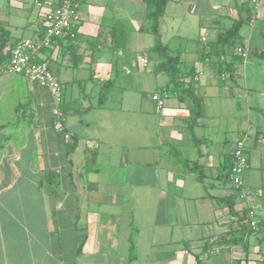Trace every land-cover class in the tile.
Instances as JSON below:
<instances>
[{"label": "crops", "instance_id": "0c3cea01", "mask_svg": "<svg viewBox=\"0 0 264 264\" xmlns=\"http://www.w3.org/2000/svg\"><path fill=\"white\" fill-rule=\"evenodd\" d=\"M57 2L0 0L11 34L2 60L43 32ZM148 13L144 0H79L76 39L41 54L60 90L0 75V264H197L194 253L203 264H264V226L238 223L264 208V0H170L160 36ZM247 16L235 49L215 42ZM187 27L199 39L184 45ZM159 40L202 98L194 125L192 98L167 90ZM239 140L241 188L223 167Z\"/></svg>", "mask_w": 264, "mask_h": 264}, {"label": "built area", "instance_id": "2783aa9c", "mask_svg": "<svg viewBox=\"0 0 264 264\" xmlns=\"http://www.w3.org/2000/svg\"><path fill=\"white\" fill-rule=\"evenodd\" d=\"M258 4V0H253ZM79 0H58L56 6L51 8L44 16V30L36 38H24L17 41L10 49L6 60L0 67V75H21L31 83L50 90L58 91L61 89V81L57 77L51 63L46 58H41L42 51L52 47L54 43L64 41H74L77 37V16ZM242 49L240 48L239 51ZM158 102V108H162L164 100L158 95L152 96ZM58 120L55 122L57 129L63 128L62 118L64 112L55 109ZM65 137L71 138L70 134ZM249 167L244 140L237 141L233 151V159L230 170V180L235 187L243 186L242 175ZM247 224L250 229H259L264 226V208L258 214L255 210L248 213Z\"/></svg>", "mask_w": 264, "mask_h": 264}, {"label": "trees", "instance_id": "16d2710c", "mask_svg": "<svg viewBox=\"0 0 264 264\" xmlns=\"http://www.w3.org/2000/svg\"><path fill=\"white\" fill-rule=\"evenodd\" d=\"M170 0H144L145 3H147L149 7V13L148 17L151 20V30L156 35L160 36V22L161 18L166 12V8L168 5V2ZM250 16L247 17H239L235 19L232 23V25L228 28L222 29L218 32L216 43H219L223 45L224 47L228 49H235L237 41L242 37L241 31L243 26L249 21ZM10 31L6 29L3 24L0 22V51H2L7 42V38L10 36ZM155 49L162 55L166 57V59L170 62V65L166 68L167 73L170 76V83L167 87L168 91L176 92L178 91V88L182 87V93L187 94L192 98V100L195 103V112L194 115L191 118V125H194L200 121V119L204 115V107L202 103V98L199 97L195 93V89L191 84V81H187V77L190 76L189 73H183L180 68V56L179 54L175 56H171L167 54V47L163 45V43L159 40L158 44L155 46ZM10 52V51H9ZM9 54V53H8ZM7 54V55H8ZM233 57H237V54H233ZM264 56V54H263ZM234 60V59H233ZM5 60H2L0 58V67L3 65ZM225 70H228L232 73L233 71V64L232 61L226 64ZM222 73V70L219 68V73ZM106 91L101 93L100 101H102ZM183 96H181L182 98ZM178 158H180L181 161H183L186 164L185 159L179 154L175 153ZM224 170L226 171L225 177L226 179H230V170L231 165H228L226 163L223 164ZM223 200L227 201V205L229 208V212L233 213L234 215L238 216V212L234 209V203L232 196L224 197ZM238 223L241 224V228H247L248 224L245 221V215L239 218ZM207 247L205 248V250ZM130 260L134 259L135 254V248L134 245H131L130 248ZM195 260L197 264H203L202 259L200 258V254L194 253Z\"/></svg>", "mask_w": 264, "mask_h": 264}, {"label": "rangeland", "instance_id": "374dc122", "mask_svg": "<svg viewBox=\"0 0 264 264\" xmlns=\"http://www.w3.org/2000/svg\"><path fill=\"white\" fill-rule=\"evenodd\" d=\"M259 10V9H258ZM257 10V11H258ZM256 13H258V12H256ZM204 25H206V27H207V23L206 22H204L203 23ZM207 29V32L209 33V35H211L212 33H211V29H209L208 27L206 28ZM186 30H188L189 31V33H188V35H189V38H186V39H184V42H183V44L185 45V43H187L188 41H191V38L194 40H198L199 39V36H198V33H191L190 32V28L189 27H187L186 29H185V31ZM196 31H198V30H196ZM191 37V38H190ZM150 55H151V53H150ZM9 76V77H8ZM6 77H8V78H22V76H20V75H16V74H11V75H7ZM198 231L196 230V229H193V236H195V235H197L198 233H197ZM205 232H209V230H205ZM201 234V233H200ZM195 243H197V241L195 240ZM192 247L193 248H195L193 245H192ZM221 247V246H220ZM219 247V248H220ZM195 252H197V249H193ZM217 250H218V248H217ZM193 258H194V256H193ZM204 264H206V263H204ZM210 264H240V262L238 261V260H233V261H224V262H221V261H214L213 260V262H211Z\"/></svg>", "mask_w": 264, "mask_h": 264}]
</instances>
